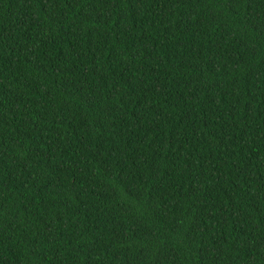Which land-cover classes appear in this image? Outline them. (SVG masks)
<instances>
[{
	"label": "trees",
	"instance_id": "trees-1",
	"mask_svg": "<svg viewBox=\"0 0 264 264\" xmlns=\"http://www.w3.org/2000/svg\"><path fill=\"white\" fill-rule=\"evenodd\" d=\"M0 264H264V0H0Z\"/></svg>",
	"mask_w": 264,
	"mask_h": 264
}]
</instances>
